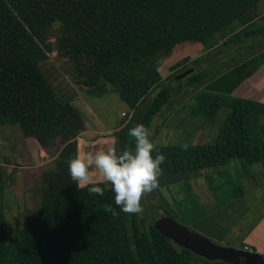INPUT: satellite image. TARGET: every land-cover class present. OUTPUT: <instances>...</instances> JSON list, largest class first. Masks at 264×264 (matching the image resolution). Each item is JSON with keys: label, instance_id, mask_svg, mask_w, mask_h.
I'll return each mask as SVG.
<instances>
[{"label": "trees", "instance_id": "trees-1", "mask_svg": "<svg viewBox=\"0 0 264 264\" xmlns=\"http://www.w3.org/2000/svg\"><path fill=\"white\" fill-rule=\"evenodd\" d=\"M259 1L0 0V125H15L25 138L57 152L53 169L41 176L39 205L22 215L23 224L9 241L3 230L6 179L0 163V264H224L192 254L138 214L122 212L109 186L100 185L103 197L77 188L68 162L86 130L85 118L72 101L60 99L42 66L51 53L50 29L59 22L58 55L71 63L77 85L93 95L110 91L127 107L112 135L118 154L134 151L131 128L143 124L151 131L158 118L163 120L159 129L163 126L176 104L175 87L192 90L196 102L189 114L199 119L200 130L209 129L218 112L227 109L209 141L187 144L186 151L184 144L155 146L153 157H166L160 177L231 161L248 167L264 163L263 105L200 91L211 76L197 67L201 58L171 65L166 79L158 67V60L178 45L205 47L236 22L245 26L227 43L264 34V25H247ZM193 66V73L175 80ZM238 192L237 187L234 195ZM106 205L117 214L106 212ZM161 210L170 216V210Z\"/></svg>", "mask_w": 264, "mask_h": 264}, {"label": "crops", "instance_id": "crops-1", "mask_svg": "<svg viewBox=\"0 0 264 264\" xmlns=\"http://www.w3.org/2000/svg\"><path fill=\"white\" fill-rule=\"evenodd\" d=\"M251 16L252 20L247 22V25L253 23L256 27L264 25V0L258 2L256 10ZM244 26L237 22L233 23L229 27L232 29L227 28V30H224L220 43L214 45L211 49L209 47L202 51L201 45L196 43L178 45L177 49L174 48L169 55L164 56L162 66H159L158 62L162 78L166 79L171 74L169 67L182 59L187 58L190 62L201 57L205 59L218 47L232 44L233 42L227 43L228 39ZM205 61H202L197 67L200 71H204L211 76L210 79L205 80L198 86L200 91L246 99L264 106V34L241 41L238 54L235 56L228 55L225 64L218 67L219 70L217 71H209L212 66L209 57L207 64H205ZM191 69L194 71V68ZM187 94L186 97H189L191 93L189 94L188 91ZM78 95L80 98H75L73 103L80 109L84 118H86V115H91L94 120L97 118L99 126L101 125L98 143L104 145L108 140L107 137H110L109 135H112L117 129L120 115L128 111L127 107L110 91L104 95H93L84 90L80 91ZM194 105L195 103H193ZM174 108H171L168 112L166 121L159 131L163 129L167 121L178 114L176 110L172 111ZM183 116L185 118L183 117L182 120L190 121L188 119L191 116L190 114H183ZM192 118L194 119V117ZM259 123L263 127L261 136H263L264 141V115L260 116ZM219 127L218 125L215 128L212 124L209 129H219ZM88 134L95 135L92 130L90 132L85 130L80 136ZM24 139L29 140L32 147H37L28 155V157L33 158L31 163L40 160L38 155L45 149L31 138ZM79 140L80 137L77 140V147ZM84 140L90 145L87 139L84 138ZM29 141L27 142L29 143ZM231 166H234V169L232 172H229L228 169L227 173V168ZM188 173L193 192L200 201L198 206L201 211L196 214L198 215L196 219L190 222L191 229L202 237L224 247L239 250L248 247L253 253L264 256V163H255L248 167L242 165L239 161H231L225 166ZM219 175L225 178L226 181L221 182L220 186L217 184V190L215 188L211 192L205 184L203 185L204 182L208 184L212 176ZM231 178L240 190L237 196L234 193L230 194L231 192L228 189L224 191L223 185L230 184Z\"/></svg>", "mask_w": 264, "mask_h": 264}, {"label": "rangeland", "instance_id": "rangeland-1", "mask_svg": "<svg viewBox=\"0 0 264 264\" xmlns=\"http://www.w3.org/2000/svg\"><path fill=\"white\" fill-rule=\"evenodd\" d=\"M228 29L230 30L232 28ZM60 31L61 26L59 22H56L50 29L48 41L51 46V53L49 54L47 62L43 64L42 71L54 90L60 96V99L73 102L75 98H80L78 93L86 89L83 86L77 85L75 82L71 70L69 71L71 63L58 55L57 38L59 37ZM222 38V33L217 34L212 40H209V42L205 44V47H202V51L209 47V49H211V47L220 43ZM244 39L245 38L234 40L233 43L228 46L218 47L207 57L204 56L206 57V61L201 57V62L205 61V64H207L209 57L212 64L209 71L214 72L219 70L218 67L225 64L228 55L235 56L238 54L240 42ZM236 41L237 43H235ZM165 57L163 56L158 60L159 66L163 65L162 63ZM191 63L192 61H188L187 64ZM192 68H194V66ZM175 89L176 87L173 89V93L175 92L174 97L176 104L172 111L176 110L178 114L174 116L177 118L173 117L171 118L172 120L170 119L167 121L161 131H159V125L163 121L162 118L155 120L152 130L150 131L151 142H153L155 146H173L176 144L194 145L197 143H203L205 140L209 141L214 137L218 129H207L208 127L204 126L205 129L200 130L198 129L199 126H197L199 119H193L191 116V118L188 117L190 121H185V119L182 120L184 117L183 114H189L191 106L196 102V97L189 88L177 91H175ZM188 91L189 94H191L189 97H186ZM226 114L227 110L225 108L218 112L217 117L213 122L215 128H217L218 125L221 126ZM96 120H94L91 115H86V118L84 119L86 130L89 132L92 130L95 135L88 134L86 136H79L80 139H87L90 142L89 146L96 145L100 148L111 146L117 149L116 139L112 136L113 134L109 135L110 137H107L108 140L104 145L98 143L100 139L98 134H100L101 125L99 126L98 120ZM195 128L197 129L195 130ZM261 135L262 133L260 134V137L262 138L263 136ZM24 138L17 126L0 125V163L2 164L6 179L4 195L2 198L4 215L3 230L6 241L11 240L14 236V230L23 224L22 215L34 211L39 205L40 190L42 188H40L41 176L44 172L53 169V158L57 154L56 148H50L47 150V153L43 150L40 155H38L40 160H35L31 163L33 158L28 157V155H30L34 148L37 147H32L30 141L25 140ZM27 141H29V143ZM228 169L229 172H232L234 166L227 168V173ZM225 181L226 179L220 177V175L212 176L208 184L204 182L203 185L205 184V186L213 192L215 188L217 190V184L220 186L221 182ZM237 187L238 185L234 183L233 179L230 184L223 185L224 191L228 189L231 192L230 194L234 193ZM199 203L200 201L197 198V195L193 192L189 173L174 174L171 176L159 177V187L143 198V212L138 215L147 225L153 224L157 218L164 215L161 209L165 208V210H170V216L178 224L184 225L190 231L194 232L191 229L190 222L196 219V216H198L196 214L201 212L198 206Z\"/></svg>", "mask_w": 264, "mask_h": 264}, {"label": "clouds", "instance_id": "clouds-1", "mask_svg": "<svg viewBox=\"0 0 264 264\" xmlns=\"http://www.w3.org/2000/svg\"><path fill=\"white\" fill-rule=\"evenodd\" d=\"M129 135L135 142L134 151L123 150L119 154L115 147L89 146L80 139L75 156L68 162V171L79 190L88 189L89 195L103 197L105 190L100 185H108L122 212L140 214L143 198L159 187L160 166L166 157L163 154L153 157L155 145L145 125L131 128ZM182 148L186 151L188 145ZM105 211L117 214L111 205H106Z\"/></svg>", "mask_w": 264, "mask_h": 264}, {"label": "water", "instance_id": "water-1", "mask_svg": "<svg viewBox=\"0 0 264 264\" xmlns=\"http://www.w3.org/2000/svg\"><path fill=\"white\" fill-rule=\"evenodd\" d=\"M188 69L175 76L181 80L191 74ZM153 228L177 246L205 260L224 264H264V256L248 253L243 250L224 247L178 224L171 216H162L154 221Z\"/></svg>", "mask_w": 264, "mask_h": 264}, {"label": "built area", "instance_id": "built-area-1", "mask_svg": "<svg viewBox=\"0 0 264 264\" xmlns=\"http://www.w3.org/2000/svg\"><path fill=\"white\" fill-rule=\"evenodd\" d=\"M124 115H125L124 113L121 114V116H124ZM243 251L248 252V253H253L252 250L249 249L248 247H244Z\"/></svg>", "mask_w": 264, "mask_h": 264}]
</instances>
